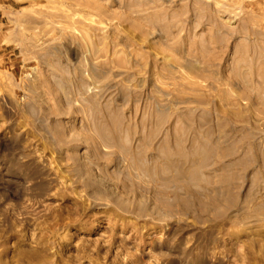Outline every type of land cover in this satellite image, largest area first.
Instances as JSON below:
<instances>
[{"label":"rangeland","instance_id":"1","mask_svg":"<svg viewBox=\"0 0 264 264\" xmlns=\"http://www.w3.org/2000/svg\"><path fill=\"white\" fill-rule=\"evenodd\" d=\"M0 264H264V0H0Z\"/></svg>","mask_w":264,"mask_h":264},{"label":"bare ground","instance_id":"2","mask_svg":"<svg viewBox=\"0 0 264 264\" xmlns=\"http://www.w3.org/2000/svg\"><path fill=\"white\" fill-rule=\"evenodd\" d=\"M169 228H170V227H169ZM154 243H156V241H154V239L151 240L150 244L152 245V244H154ZM134 245H135V244H134ZM135 250L138 252V254H142V251L139 249V246H135ZM139 256H141V255H139Z\"/></svg>","mask_w":264,"mask_h":264}]
</instances>
